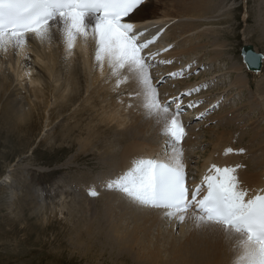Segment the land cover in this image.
Masks as SVG:
<instances>
[{
	"label": "rangeland",
	"instance_id": "374dc122",
	"mask_svg": "<svg viewBox=\"0 0 264 264\" xmlns=\"http://www.w3.org/2000/svg\"><path fill=\"white\" fill-rule=\"evenodd\" d=\"M173 1L149 0V4L144 6L145 12H142L149 14L146 10L148 5L167 3L168 16H160V9L154 17L146 16L162 19L166 23L165 27L160 28L164 29L162 36L167 32L161 40L168 45L169 53L177 54L171 63H178L175 68L179 69L192 59L193 62L198 60V64H195L198 69L188 74L183 84L193 83L186 86L197 87L195 83H198L201 86L199 94L205 93L204 98L209 103L221 100L219 110L213 112L209 119L199 125L188 126L185 141L188 143L190 157L186 159L191 163L188 168L195 178L197 166L203 165L213 145L222 144L227 139L230 146L233 145L231 147L249 150V153L245 150L240 152L241 159L244 156H249V159L260 156V145L264 144V106L261 105V100H264V67L258 75L248 73L242 63L240 49L250 44L264 56V0H198L188 9L170 8ZM195 6H204V10L194 11ZM164 71V68H158L155 77L159 78ZM155 74L150 72V78L161 100L173 88L168 83L164 85L157 80L154 82ZM175 82L179 83L180 80ZM178 83L173 86L177 87ZM26 84L28 88L30 84ZM29 88L32 90L35 87ZM137 89L139 93H144L140 84ZM126 91H121L122 97L127 94ZM23 94H26L25 90H22ZM106 96L95 98L100 102ZM135 96L128 95L127 99L132 100L130 98ZM50 102L53 104V100ZM83 102L80 101L79 107ZM149 102L145 97L139 104L141 111L146 112L148 117L155 114L154 110L149 109ZM123 103V100L120 101L122 106L125 105ZM52 104L45 113L39 111L30 124L17 123L6 110L0 112V264H147L146 259L135 257L137 251L128 249L134 247V250H138L140 246L148 255L154 252L161 245L156 240L155 231L159 230V226L154 227L149 235L139 234L137 243L130 244V239L129 245L126 243L119 246L109 227H105V222L98 218L103 211V201L106 200L103 198H107L109 193L104 187L106 180L103 176L113 173L108 164L103 162L105 156L101 155L102 148L111 142L114 144L113 141L119 137L118 133L123 131V127L109 123L113 129L108 132L90 129L88 133H81L80 129L68 133L69 127L82 117V113L81 116L71 118L70 113L63 118L57 117ZM129 105L121 112L127 124L130 123L129 118L137 115L136 110H132ZM88 114L84 113L81 121L83 128L86 124L101 125L94 121L96 114ZM48 115L53 116V122L49 124L46 120ZM157 117L160 120L163 114ZM165 121L164 133L157 134V138L159 135L166 137ZM150 129L152 133L154 126L150 125ZM168 139L166 137V150L172 148L171 144L169 147L167 145ZM81 145H84L82 149ZM7 173H11V176L8 183H5ZM101 179L102 183L93 188L101 195H88L86 185ZM37 189L44 191L45 201L41 203L51 208L45 210L44 215L28 216L15 210L9 211L8 204L12 195L15 202L13 208L26 206L31 201L37 204L33 193ZM162 230L169 240L182 235L180 226L174 227L171 233H167L168 229Z\"/></svg>",
	"mask_w": 264,
	"mask_h": 264
},
{
	"label": "bare ground",
	"instance_id": "6f19581e",
	"mask_svg": "<svg viewBox=\"0 0 264 264\" xmlns=\"http://www.w3.org/2000/svg\"><path fill=\"white\" fill-rule=\"evenodd\" d=\"M196 1L198 0H174L170 5V8L188 9L190 5ZM146 4H149V0L146 1ZM162 4L163 3H159L158 5H148L146 10L149 14H144L143 12L139 13L136 17L137 24L147 26V32L151 30L157 31L160 30L161 27H165L166 23L164 20L151 18L155 16L154 14L159 9L160 14H158L160 16L164 17L169 15V12H167L169 10L167 8V3ZM199 10L203 11L204 6L194 7V11ZM146 15H151V17ZM187 18L191 19L193 17ZM190 21L191 20H189V22ZM185 23L186 25L189 24L187 22ZM58 27L59 22H57V28L52 29L56 39L51 43L44 42L41 44L40 41L34 39L31 35L27 38L24 48V52L28 57L27 60L21 55H14V50L5 52L4 49L0 47V112L6 110L8 113H11V116L17 121V123L23 122V124H30L31 121L33 122L34 116L39 111L45 113L48 110V107H50L49 105L52 104L50 101L53 100L52 105L55 106L57 117L62 116L63 118L67 113H70L69 118H71L81 116L80 114L82 113V117L75 120L69 127V130H67L68 133H74L80 131V129L81 133H88L90 129L108 132L113 129V126H110L109 123H114L116 127H123V131L118 133L119 137L113 141L114 144L111 142L108 146L102 148L103 152L101 155L105 156L103 162L108 164V168L113 171L112 174L109 173L103 176L105 177V180L123 170H126L131 166L134 159L141 156H158L161 158L168 156L171 153L172 148H168L167 150L169 152H167L164 147L167 136L163 137L162 135H159L158 138L156 137L157 134L164 133L163 121L166 118L163 115V118L159 120L156 114L148 117L146 112L141 111L139 104L146 96L144 93H139L137 89L139 82L136 79L134 71L120 70L114 74L105 62L102 73L99 65H97L95 61V45L91 37L87 40L78 37L71 50V55H69L66 51V45L62 42V37L57 31ZM156 33L158 32H154L153 35ZM166 34L167 32H164L163 36H166ZM166 46L167 47L155 45L154 48H157L156 50L162 51L161 55L158 53V62L161 60L172 61L176 57L177 54L175 55L173 52L169 53V50L165 53V49L168 48L167 44ZM160 64L165 66V71L159 78L163 77V79H165L166 72H170L172 69L168 63ZM263 67L264 59L262 61V69L257 73L251 72V74H260ZM26 72H31V76H26ZM118 81L119 86H117ZM125 81H127V85L123 84ZM175 81L176 80L170 81L167 77L166 82L169 86H173L177 83ZM26 82L30 84V88L31 86H34L35 88L28 90L29 87L27 88ZM180 82L177 86L184 85L187 87L186 85L188 84ZM124 89H127L125 92L127 94L122 97L121 91ZM22 90H25L26 94L22 95ZM169 91L168 95L173 92L172 89H169ZM114 92L117 93L115 94ZM100 95H102V97L104 95L107 96L104 99L102 98L100 102H97L95 97ZM128 95L136 96L135 98L131 97L130 99L132 100H129L127 99ZM164 96L166 97V95ZM163 99L159 100L163 101ZM122 100L124 101L123 104H125L123 106L120 104V101ZM80 101H84V104L82 103L81 107H79ZM210 103H215V100ZM127 104H132L131 109L136 110L135 113L137 114L129 118V124H127L125 117H122L121 115V112L126 109ZM261 105L264 106L263 99L261 100ZM84 113L96 114L94 121L101 123V125L90 126L86 124V127L83 128L82 119H84ZM46 120L48 121V124L53 122V116L48 115ZM165 123H167L165 124L166 131L168 127L167 120ZM150 125L154 126V131H152V133ZM83 129H86L87 131H84ZM168 140L167 145L169 147L172 144L170 143V139ZM231 146L228 139L222 144L217 143L213 145L212 150L204 160L203 165L201 167L197 166L195 179H197L200 174L207 170L213 163L221 166H235L239 164L241 167L237 170V176L241 184L251 191L264 189V144L260 145V151L257 150L260 152V156H254L252 159H249V156L247 158L244 156V159H241L240 151ZM83 147L84 145H81V149ZM180 147L185 156V158H183L184 166L188 168V164L184 161L186 158L190 157L188 143L184 141ZM229 148L232 149V151L226 153V150ZM244 150L246 152L249 151L246 149ZM191 160H194V158ZM5 183H8V179ZM118 194L120 193L109 190L108 197L103 198V200H106L103 201V211L98 215V218L101 219L102 222H105V227H109V231L114 237L113 239L118 242L119 246L126 243L129 245L128 242L130 239V244H132V242L137 243V236H139V234H141V236H143L142 234L149 235L154 227L159 226V230L155 231H157L156 240L159 241L161 245L159 244L160 246L158 245V249H154V252H150L148 255L145 253V249H140V246L137 248L138 250H134V247L128 249L132 252L137 251L135 252V257L138 259H146L147 264H238L240 257L238 242L235 238L231 240L225 239L222 230L195 229L193 227L191 213H189L184 221L185 224H178L174 218L167 217L162 211L137 207L128 200L122 198L121 194ZM12 196L9 199V211L15 210L19 214L37 216L39 214L44 215L46 212L45 210L51 209L44 206L41 203L42 201H39L37 198L35 199L37 204L31 201L28 202L26 206L24 205L20 208H13L15 202H13L14 199ZM118 196L119 199L116 200ZM113 202H115V204L117 202V204L115 205ZM126 222L127 224H125ZM129 225H131L130 228ZM176 226H180V232L182 231V235H176L177 237L175 236L169 240V238L164 236V230L162 229H165V231L168 229L167 233H171L172 229ZM147 238L146 241H148ZM152 249L151 251H153Z\"/></svg>",
	"mask_w": 264,
	"mask_h": 264
},
{
	"label": "snow or ice",
	"instance_id": "6c2138e0",
	"mask_svg": "<svg viewBox=\"0 0 264 264\" xmlns=\"http://www.w3.org/2000/svg\"><path fill=\"white\" fill-rule=\"evenodd\" d=\"M145 5L146 0H0V47L5 52L14 50V55L27 60L24 52L27 38L31 35L41 44L51 43L56 39L52 29L57 28L59 22L57 31L69 55L78 37L85 40L91 37L95 61L102 73L105 62L114 74L133 70L150 101L149 109L157 116L163 114L168 122L172 151L163 158L141 156L134 159L126 170L108 178L104 187L119 192L137 207L162 211L178 224L191 213L195 229H220L225 239L237 240L238 264H264V189L251 191L244 187L237 176L239 164L220 166L213 163L200 183L193 186L187 182L180 147L186 136V126L180 116L184 108L199 104L192 100L186 105L183 103V98L199 91V87L166 101L157 97L150 78L157 54L147 51L156 36L146 39L148 27L136 26V17ZM159 62L171 63L169 60ZM25 75L30 77L31 72ZM168 75L177 78L182 71ZM205 115L207 110L195 119ZM10 176L11 173H7L5 179ZM89 195L95 197L98 193L93 189Z\"/></svg>",
	"mask_w": 264,
	"mask_h": 264
},
{
	"label": "water",
	"instance_id": "95a60500",
	"mask_svg": "<svg viewBox=\"0 0 264 264\" xmlns=\"http://www.w3.org/2000/svg\"><path fill=\"white\" fill-rule=\"evenodd\" d=\"M241 57L249 71L257 73L261 70V57L253 51L251 46L241 48Z\"/></svg>",
	"mask_w": 264,
	"mask_h": 264
}]
</instances>
